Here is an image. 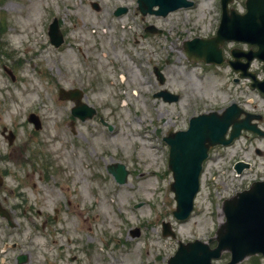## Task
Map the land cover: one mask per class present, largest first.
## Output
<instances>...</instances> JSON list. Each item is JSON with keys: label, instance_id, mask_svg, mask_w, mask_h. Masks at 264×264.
Instances as JSON below:
<instances>
[{"label": "rangeland", "instance_id": "obj_1", "mask_svg": "<svg viewBox=\"0 0 264 264\" xmlns=\"http://www.w3.org/2000/svg\"><path fill=\"white\" fill-rule=\"evenodd\" d=\"M192 1L193 7L166 17H144L137 0H0V174L8 172L0 198L18 186L19 163L35 164L41 211L34 230L27 224L2 237L8 245L0 244V264H19L20 254L28 255L24 264H168L179 242L217 245L223 202L264 179V136L244 132L231 145L212 148L185 221L173 216V177L163 139L185 130L192 116L231 102L261 115L257 124L264 130V95L250 87V79L235 83L239 76L226 64L188 58L184 42L213 38L221 17L220 0ZM244 3L235 0L231 6L242 11ZM119 7L127 12L115 16ZM53 18L65 38L59 48L48 34ZM148 26L161 33L146 32ZM231 46L225 47L226 56ZM155 68L165 78L163 85ZM251 71L264 77L259 61ZM61 88L83 91V102L97 116L72 117L75 104L59 98ZM161 90L178 94L179 101L155 97ZM31 113L41 120V129L28 121ZM3 128L14 133L12 145ZM240 161L249 168L238 174L234 164ZM114 163L130 171L126 184H117L107 172ZM163 222L171 223L176 238L163 236ZM14 242L18 249H12ZM229 259L224 252L213 264ZM239 264H264V258Z\"/></svg>", "mask_w": 264, "mask_h": 264}, {"label": "water", "instance_id": "obj_2", "mask_svg": "<svg viewBox=\"0 0 264 264\" xmlns=\"http://www.w3.org/2000/svg\"><path fill=\"white\" fill-rule=\"evenodd\" d=\"M223 6V17L218 29L217 36L208 41L194 40L185 44V49L190 57L203 59L206 63L222 64V50L218 47L225 40L248 42L256 45L258 50L253 53H245L247 62L243 67L237 66L241 58L239 52L233 51L235 62L231 61L236 71L242 70V76H251L254 80L253 87H259L264 92L261 84L257 83L254 74L248 72L251 61L258 58L264 62V0H247V12L237 13L235 10L229 12L228 6L234 0H221ZM139 10L142 14L148 13L157 16H167L170 12L183 7H190L193 2L189 0H138ZM99 10L97 3L92 4ZM158 6V9L155 7ZM127 11L119 8L116 15ZM157 31L154 27L147 28ZM50 37L52 43L59 47L64 43V37L59 30L58 20L54 19L50 26ZM159 80L163 83V75L156 70ZM264 85V83H263ZM60 95L63 99H73L77 107L73 115L86 120L96 114L93 107L81 101L83 92L79 90L66 91L61 89ZM165 101H178L179 96L162 91L157 94ZM242 110L236 105L227 108L223 114L211 113L199 115L190 119L189 128L186 131L170 132L164 140L170 146L169 167L173 172L174 182L171 185L175 193L177 208L174 216L184 220L193 210L194 198L199 191V176L203 161L208 156L211 146L217 144H229L238 137L243 129H250L259 134H264L255 125L250 124V119L237 121ZM36 128H40V122L35 115L30 116ZM103 122V121H102ZM106 124V123H104ZM107 125V124H106ZM112 130V126L108 125ZM232 126L230 138L226 135ZM13 137L10 138L12 142ZM243 163L237 165V171L244 168ZM109 172L113 174L118 183L127 182L129 172L123 164L109 166ZM224 213L226 222L218 232V245L215 249L200 241L188 244H180L176 254L170 258L168 264H212V259L220 258L223 251H230L231 261L226 264H237L248 256L262 254L264 256V181L253 183L249 190L238 193L235 197L224 202ZM169 223H164V235L175 234L171 231Z\"/></svg>", "mask_w": 264, "mask_h": 264}, {"label": "flooded vegetation", "instance_id": "obj_3", "mask_svg": "<svg viewBox=\"0 0 264 264\" xmlns=\"http://www.w3.org/2000/svg\"><path fill=\"white\" fill-rule=\"evenodd\" d=\"M23 168L19 184L16 189H7L6 194L0 198V207L3 209L5 217L0 216V244L7 242L2 237H10L12 235L10 229L22 228L24 225H29L33 230L36 227V218L41 216V211L36 209V183L34 176L36 173L35 164H29L31 169L28 170L29 165L19 163ZM1 178H5L8 172L2 173ZM4 183V180H2ZM5 227V228H4ZM32 230V235L34 232ZM19 233H23L20 230ZM32 239V236H31ZM19 243L14 242L12 249H18ZM19 257V256H18ZM17 257V261H18Z\"/></svg>", "mask_w": 264, "mask_h": 264}, {"label": "bare ground", "instance_id": "obj_4", "mask_svg": "<svg viewBox=\"0 0 264 264\" xmlns=\"http://www.w3.org/2000/svg\"><path fill=\"white\" fill-rule=\"evenodd\" d=\"M29 21H30L31 23H32V22L34 23V22H35V19L31 17V18L29 19ZM24 100L29 101V100H30V97L25 98Z\"/></svg>", "mask_w": 264, "mask_h": 264}]
</instances>
